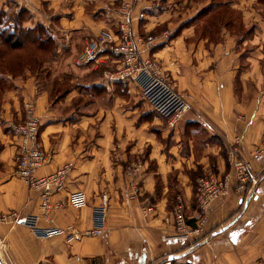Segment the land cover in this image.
Here are the masks:
<instances>
[{
	"label": "crops",
	"instance_id": "0c3cea01",
	"mask_svg": "<svg viewBox=\"0 0 264 264\" xmlns=\"http://www.w3.org/2000/svg\"><path fill=\"white\" fill-rule=\"evenodd\" d=\"M113 1L0 0V8L13 5L10 9L28 10L31 25L42 22L49 26L53 16L61 27L57 34L67 45L64 49L73 52L102 28L124 22L111 11ZM124 1L132 7L130 24L136 36L139 27L150 31L167 19L166 3L170 0ZM189 4L197 6L198 12L206 2ZM230 4L242 11V21L250 28L247 35L236 37L223 30L221 43L208 49L206 39L196 34L194 11L187 14V25L171 30L169 44L155 49L164 66L182 71L187 86H179L187 87L193 98L181 121L187 123V152H180L179 141L168 147V152L158 142L159 147L154 145L144 160L145 164L153 161L155 169L135 178L139 194L146 192L154 203L152 213L142 212L143 201L129 190L122 163L114 167L108 156L111 142L102 127L97 136V111L72 109L64 114L58 109L60 104L49 106L47 93L37 90V79L31 74L9 79L12 83L8 82L9 87L0 95V213L15 212L19 217L35 214L41 228L71 226L82 232L91 228L93 209L101 196L108 198L106 230L71 243L63 237H37L22 223L0 221V237L12 264H264V155L254 154L264 139V2L232 0ZM31 96L36 98L40 139L49 155L37 174L50 173L67 162L73 164L63 189L50 196L59 206L46 214L40 209V192L30 189L13 166L16 141L9 124L22 120V103ZM165 132L168 135L169 131ZM197 134L205 138L199 140ZM235 137L240 139L236 155L249 160L259 178L245 192H232L212 203L198 236L177 238L171 220L177 201L173 195L169 198L168 174L175 171L183 182L181 195L175 197L184 201L183 212L193 227L199 208L192 203L193 178L182 169L187 165L189 171L200 168L206 174L212 166L218 177L230 174L229 151ZM124 145L128 149L123 154L125 161L140 158L143 144L134 141ZM156 178L163 182L160 190L155 189ZM76 190L87 195L83 208L67 203L68 194Z\"/></svg>",
	"mask_w": 264,
	"mask_h": 264
},
{
	"label": "rangeland",
	"instance_id": "374dc122",
	"mask_svg": "<svg viewBox=\"0 0 264 264\" xmlns=\"http://www.w3.org/2000/svg\"><path fill=\"white\" fill-rule=\"evenodd\" d=\"M156 1L167 2L166 0ZM189 1L200 2V4L206 2L202 10L198 11L199 15L197 17L198 8L197 6L193 8L194 5L189 4ZM231 1L170 0V3H166V11H169L166 12L167 19L165 23H159L150 31L140 30L139 27V31L136 30L137 37L145 38L151 36L159 38L165 31L171 33V30L187 25V14L196 11L197 13L195 12L196 15L194 16L196 20V34L206 39L204 43L208 49H211L216 43H221V33L223 30H226L231 35H236V37L242 35V33L247 35L249 27L245 26L242 21V11L230 6ZM260 1L264 2V0ZM122 2L125 1L119 0L116 3V0H114L110 5L111 11L116 13L118 17H123L124 22L127 23L130 31H132L130 24L132 17L124 14ZM9 6V9L8 7L5 9L0 8V95L9 87V79H16L31 74L37 79V90L47 93L49 106L60 104L61 107H58V109H63L64 114L72 109L76 111L78 109L86 110H82L83 113H87V110H90V112L97 111V136L100 135L99 130L102 127V130L106 131L105 133L109 137L112 146L110 155L108 156L114 161V167H116V163H122V173L129 179V190L138 188L137 186L135 187V178L138 175L155 169L153 161L148 160L146 164L144 161L145 157L147 159V155L154 145L159 147V143H162L161 149L168 152V147L174 144L175 141H179L182 143L180 152L183 154L187 152V123L185 125L181 121L184 119V114L191 108L190 101L193 97L187 92V87L182 88L179 86V83L187 86V80L184 79L181 70L177 69L174 65L171 66L175 67V69L167 68V65L164 66L162 56L158 54L157 57L156 50L149 53L152 59L162 66L167 77L171 79L170 85L172 88L188 104V108L183 112L178 123L175 126H170L167 118L144 97V93L137 83L130 78L121 79L113 76L116 70L122 66V59L119 54L114 52H98L91 60H86L83 57L88 43L95 40L102 29H110L112 33L120 34L121 21L102 28L96 35L89 38L82 48L71 52L64 49L67 45L64 40L60 39V34H57L61 30V27L57 24L56 19H53V16L49 19L51 20L49 26L43 25L42 22L41 24L36 22L31 25L28 24V21L32 19L28 10L20 8L10 9L13 5ZM187 7L190 9L189 11H187ZM161 11H165V8L161 9ZM7 35H12L14 40L18 39L22 43V46L16 49L4 46L3 40ZM171 37L172 34L166 45L169 44L172 39ZM58 40H61V42H58ZM187 41L189 42V40ZM60 44L62 45L61 47ZM58 46L60 50H57ZM61 49H64V51ZM71 94L72 97L68 98ZM26 102H32L35 105L36 112V98L31 96L22 103V118ZM40 126L39 140L41 142ZM165 130L169 131L168 135ZM198 134L196 136L199 140L205 138V135L200 136ZM174 135H178V137L172 138ZM12 136L16 141V137ZM134 141L139 142L140 145L143 144V148L140 147L142 148V152L139 154L140 158H131L125 161L123 154L128 149L125 145L123 146V142L131 144ZM207 168L211 171H208L206 174L200 168H193L189 171L187 165L184 170L182 169L183 173L186 175L188 173L193 178L194 193L192 203L195 206L196 204L198 206L197 189L199 179L205 177V175L207 177H218L213 172L214 167L208 166ZM154 183L156 190H160L163 186V182L157 178ZM182 183L177 179L176 172L170 171L167 185L171 189L169 198L173 195L174 200L177 201L175 208L178 206L184 208L183 206H185L183 199H181L183 202H178L179 199L175 197L176 194L181 195ZM132 195L139 197L143 201V205L154 204L149 197L150 195H147L146 192H143V195H141L138 190L137 194L132 193ZM217 201L219 199L213 200L212 203ZM1 241L3 244V247L0 245L1 264H12L7 255L6 244L2 239Z\"/></svg>",
	"mask_w": 264,
	"mask_h": 264
},
{
	"label": "built area",
	"instance_id": "2783aa9c",
	"mask_svg": "<svg viewBox=\"0 0 264 264\" xmlns=\"http://www.w3.org/2000/svg\"><path fill=\"white\" fill-rule=\"evenodd\" d=\"M131 10L132 7L129 3L122 2L124 14L131 16ZM170 36L171 33L165 31L159 38L151 36L140 38L130 31L126 22H122L120 34L112 33L110 29H102L97 38L88 43L83 57L86 60H91L98 52L119 54L122 66L116 70L113 76L121 79L130 78L137 83L142 89L144 97L167 118L170 126H175L188 108V104L172 88L171 79L167 77L162 66L149 55L159 46L166 45ZM39 126L40 118L35 112V105L32 102H26L22 120L10 124L11 131L16 137L13 166L14 173L30 189L40 192V209L46 214L59 206L58 203H53L50 200V196L63 189L72 163H67L47 174H37V171L49 159V155L39 140ZM239 142V137H235L233 147L229 151L232 165L230 174L223 178L205 175L199 179L197 189L199 214L195 226L192 227L187 223L186 216L180 206L174 209L171 220L177 238L189 239L202 232L213 200H223L232 192H245L249 186L256 183L259 176L258 173L253 172L251 162L235 155L238 151L236 144ZM254 154L256 156L264 155V139L256 147ZM137 192L138 188H135L133 193L137 194ZM87 201V195L82 190L72 191L67 196V203L74 208H83L87 205ZM107 209L108 198L106 195H102L98 205L94 206L91 228L82 232L75 231L71 226L41 228L38 226L39 215L35 214L19 217L15 212L0 213V221L22 223L37 237H63L66 242L71 243L82 236H97L106 230ZM141 210L145 214L152 213L154 206L144 204ZM0 245L3 247L1 238Z\"/></svg>",
	"mask_w": 264,
	"mask_h": 264
},
{
	"label": "trees",
	"instance_id": "16d2710c",
	"mask_svg": "<svg viewBox=\"0 0 264 264\" xmlns=\"http://www.w3.org/2000/svg\"><path fill=\"white\" fill-rule=\"evenodd\" d=\"M202 10V9H201ZM200 10V11H201ZM199 15V12H198V14L196 15V17ZM3 45L4 46H6V47H8V48H14V49H16V48H19V47H21L22 46V43L18 40V39H15L14 40V38H13V36L12 35H7L5 38H4V40H3Z\"/></svg>",
	"mask_w": 264,
	"mask_h": 264
},
{
	"label": "water",
	"instance_id": "95a60500",
	"mask_svg": "<svg viewBox=\"0 0 264 264\" xmlns=\"http://www.w3.org/2000/svg\"><path fill=\"white\" fill-rule=\"evenodd\" d=\"M0 264H1V260H0Z\"/></svg>",
	"mask_w": 264,
	"mask_h": 264
}]
</instances>
